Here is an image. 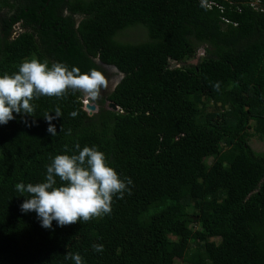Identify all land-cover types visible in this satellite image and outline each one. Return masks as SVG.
I'll return each mask as SVG.
<instances>
[{"label":"trees","instance_id":"trees-1","mask_svg":"<svg viewBox=\"0 0 264 264\" xmlns=\"http://www.w3.org/2000/svg\"><path fill=\"white\" fill-rule=\"evenodd\" d=\"M136 28L144 41L120 40ZM31 59L123 79L101 89L97 113L69 91L0 125V264H74L69 253L83 264H264V154L250 143L264 135V0H0V76ZM57 108L53 136L44 117ZM77 143L131 178V194L114 195L110 215L43 228L15 185L44 182Z\"/></svg>","mask_w":264,"mask_h":264},{"label":"clouds","instance_id":"clouds-1","mask_svg":"<svg viewBox=\"0 0 264 264\" xmlns=\"http://www.w3.org/2000/svg\"><path fill=\"white\" fill-rule=\"evenodd\" d=\"M108 83L96 69L82 73L78 67L69 69L62 63H53L49 67L37 59L25 60L14 74L0 76V125L15 119L14 113L34 116L35 106L31 103L34 99L41 96L64 98L69 91L86 97L83 105L89 113L88 97L97 98ZM214 87L218 89L219 83ZM55 114V117H44L49 122L48 132L53 136L57 133L51 121L62 116L59 108ZM75 149L78 154H60L51 159L46 166L44 182L15 185L18 192L27 194L20 205L21 212H35L43 228L51 229L53 221L64 227L110 215L114 195L123 199L125 192L131 194L129 185L133 181L131 178L121 179L107 163L103 152L88 146L81 150L79 143ZM93 249L102 252L103 245L94 244ZM65 258L72 259L74 264H83L79 253H69Z\"/></svg>","mask_w":264,"mask_h":264},{"label":"rangeland","instance_id":"rangeland-1","mask_svg":"<svg viewBox=\"0 0 264 264\" xmlns=\"http://www.w3.org/2000/svg\"><path fill=\"white\" fill-rule=\"evenodd\" d=\"M136 29H141V28H136ZM18 31H20V30H18ZM132 33H134V31L133 32L127 31L124 36L122 35L120 37V40L121 41H126V42H140V41H144L146 39L145 31L142 30V29L140 31H136L134 34H132ZM202 53H201V55H202ZM116 84H117V81H115V83L113 84L111 90L114 89ZM108 94H109V91H106V92L104 91V92H102L101 95L104 96V95H108ZM207 105H208V107L206 109L207 113L221 112V110L216 109V107H215V105L213 103H207ZM218 106H220V105H218ZM106 107L109 110H112V109H110L108 107V105ZM117 109L120 110L119 107ZM112 111H114V110H112ZM250 143H251V145L253 146V148L255 149V151L257 153L264 154V135H253L251 137V142ZM209 162H213V158L210 159ZM176 264H183V262L178 261Z\"/></svg>","mask_w":264,"mask_h":264},{"label":"water","instance_id":"water-1","mask_svg":"<svg viewBox=\"0 0 264 264\" xmlns=\"http://www.w3.org/2000/svg\"><path fill=\"white\" fill-rule=\"evenodd\" d=\"M201 53H202V51L200 52V55H201ZM191 63H192V62H191ZM193 63H194V64H197V63H198V60H195ZM102 66H103L104 68H107V69L112 70L113 72L118 73L117 68H116L115 66H108V65H104V64H103ZM175 67H179V65H178L177 63L174 62V63L172 64V68H175ZM122 79H123V75L121 74L120 78H118V80H117V84H119V83L121 82ZM117 84H116V85H117ZM88 103H89V104H88L87 108H88V110H89V113H90V114L97 113L98 110H99V107H98V105L95 103L94 99L88 97ZM107 105H108V107H109L110 109H112V110H114V111L118 110V109H117L118 106H117L115 103H113V102H109Z\"/></svg>","mask_w":264,"mask_h":264},{"label":"flooded vegetation","instance_id":"flooded-vegetation-1","mask_svg":"<svg viewBox=\"0 0 264 264\" xmlns=\"http://www.w3.org/2000/svg\"><path fill=\"white\" fill-rule=\"evenodd\" d=\"M106 70H107V72H108V75H111V74H114L115 72H113L112 70H110V69H107V68H105ZM118 80V77L117 76H113L112 78H111V80L109 81V83H108V87L106 88V89H102L103 91L102 92H106V91H108V89L109 88H112V85L115 83V81H117Z\"/></svg>","mask_w":264,"mask_h":264}]
</instances>
